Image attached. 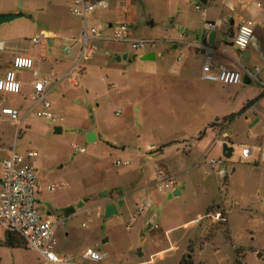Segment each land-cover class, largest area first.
I'll return each mask as SVG.
<instances>
[{"label": "rangeland", "instance_id": "374dc122", "mask_svg": "<svg viewBox=\"0 0 264 264\" xmlns=\"http://www.w3.org/2000/svg\"><path fill=\"white\" fill-rule=\"evenodd\" d=\"M261 2L264 4V0ZM18 3L30 18H19L0 26V41L8 47L0 53V61L6 65L13 54L45 58L56 76L61 77L60 74L74 64L78 43L71 45L69 53H64L65 44L60 40L52 51L44 43L40 47L28 43L40 28H45L42 21L61 0H0V13L14 12ZM195 5L209 10L207 19L215 20L216 16L224 17L228 13L226 0H209L206 5L199 0H178L179 10L175 9L173 20L167 21L172 23L170 29H165V21L159 19L156 29L150 30L143 17L139 32L152 34L159 40L158 46H162L165 34L179 36L177 23L181 25L183 20H188L203 24L205 20L194 10ZM217 9L223 13L217 15ZM257 11L252 20H259L262 10L257 8ZM65 15H69L68 11ZM233 17L235 30L238 19ZM229 28L227 23L219 28L216 45L228 48L248 70H258V79L264 83L261 24L254 27L257 46L248 59H243L236 48L227 45ZM104 45L102 48L95 45L97 55L80 64L48 95L51 112L61 117V122L51 123L30 113L22 121L20 134L16 135V125L8 118L0 120L1 149L15 145L17 154L24 156L28 151L37 154L31 163L42 187L36 194L40 213L74 207V213L68 217L59 212L50 217L56 234L57 256L79 255L86 247H93L105 256L106 264H179L180 256L190 250L194 264H264L261 151L255 150L251 160L243 163L237 160V150L230 159H223L222 134L207 128L211 117L188 123L179 115L155 114L157 110L180 111L176 109L179 105L173 104V94L159 91L175 83L179 72L173 73L171 67L179 66L180 51L144 62L138 57L131 59L141 51L134 52L128 45ZM124 54L128 55L127 60L121 58ZM30 75L27 72L21 78L30 82ZM71 78L76 79V85L70 82ZM205 86V102L212 104L213 97H220L224 114L237 113L247 102L253 101L255 104L246 109L252 123H245L243 118L238 120L232 128L233 140L246 146H258L264 141V97L260 98L263 89L257 82L220 86L214 92L211 89L214 84L205 83ZM24 98L0 93V104L21 108L22 117L31 104L29 98ZM56 126L61 128L58 134L54 133ZM198 129L206 130L212 143L207 159L221 160L222 166H216L215 170L223 167L228 179L218 178L202 159L205 150L195 146ZM89 133L94 134L95 141H87ZM73 146L84 149V153L73 150ZM118 160L128 161L129 166L116 168ZM161 164L174 176L173 188L182 191V195L168 199L171 191L157 192L156 175L162 170ZM47 186L56 189L47 191ZM145 197L151 200L152 207L144 217L136 212V207ZM117 201L123 202L122 207L117 208L116 214L105 217L106 205ZM217 205L227 212V223L213 220L214 212H222ZM209 208L211 215L207 216ZM146 217L152 218L151 228L145 224ZM83 224L87 227H82ZM155 225L158 229L153 228ZM4 233V227L0 226V264H40L39 255L25 246H4ZM92 237L98 241L95 247Z\"/></svg>", "mask_w": 264, "mask_h": 264}, {"label": "crops", "instance_id": "0c3cea01", "mask_svg": "<svg viewBox=\"0 0 264 264\" xmlns=\"http://www.w3.org/2000/svg\"><path fill=\"white\" fill-rule=\"evenodd\" d=\"M72 1L73 0H61V4L58 7L56 6L55 8H52L51 12L46 16V19H44L45 21H42V23H41V25L45 26V28H40L37 31V33L33 36V37H35L36 35H38L40 33H45L47 38L42 43H44V45L50 51H52V49L55 47L57 40H60L64 43V40H63L64 37L76 38L80 32L81 22L79 19L73 17L71 12H70V7H71ZM87 1L94 2V1H98V0H87ZM103 1H105L107 3V8L103 9V10H97L94 13H92L89 16L90 21L88 24L98 25V24L107 23L109 25H113V24H116L119 22H124L127 24L128 28H129L128 34L132 38L139 39V40L154 41L155 46L152 49L147 48V49L141 50V53L138 56L134 55L136 58L138 57L139 60H140V57H144V56L151 55V54H154L153 60H155L159 57L160 58L165 57L166 54L173 55L175 52L177 53V51L181 52V54H180L181 57L177 58V60L179 61V63H178L179 66L175 67L173 65L171 67L173 73L179 72L178 76L176 77L175 83H172V84L168 85L167 87H162V88H160L161 90H159L163 93L165 92V94L167 92L169 94H173L172 95L173 98L171 96V98L173 100V104L179 105L176 107V109H179L180 111H178V110L173 111L172 110L169 113L168 111L164 112L162 110L161 111L157 110L155 114H157V115H168L169 114L173 117L176 115H179L182 118L186 119V121L188 123H196L199 119L211 117L212 120H210L208 122L207 128H209L212 131H216L219 134L221 133L222 137L224 139L223 140L224 143H226L230 147L234 146L236 148L239 146H246L244 144H236V142L233 140L232 128H233L234 124L238 120H240L241 118H243L245 123H252V120L248 116H246V113H247L246 109L248 107H252V105H254L255 103L253 102V103L247 105L249 102H251V101H249L246 103L247 106L245 105L243 108H241V110L239 112H237V113L231 112V113H225V114L221 112V107H220L221 103L219 102L221 99L220 97L215 96L216 99H215V97H213L212 104L206 103L205 102V88H206L205 83L214 84V86H211V89L213 90V92L215 90H217L218 88H220V86H221V88L235 87V86H224L221 84L209 83V82L202 80V67H203V64L205 61L206 52L204 50L200 49L199 47L205 46V45L211 46L212 51L210 52V55L217 65H222L223 67H225L227 69H238V70H241L242 72H243V69L248 70L247 66L245 64L238 62L232 56V54H230L231 52L229 51L228 48H220L216 45L217 33L219 31V28L221 26H223V23H227L230 26V28H229L230 43L227 45L229 47L236 48L232 44V37H233V35L237 29V26H238L240 20H242V19L250 20V21L254 22L255 26L257 24H261V29L264 31V6H263L264 4L261 2L262 0H226V6H227L228 13H226V15L224 17L216 16L217 18L215 20L212 18L207 19V15H209V13H210L208 9L206 10V9L201 8V10L203 12H199V11L195 10V6H196L195 5L194 10L196 12L200 13L201 17L205 20L203 22V24L196 25V24H194L188 20L187 21L183 20L181 22V25L179 23H177L176 27L180 31L179 36L176 38V36H174L171 33L165 34L164 36H166V38L164 40H162L163 41V44H161L162 46H158L157 42L159 40H157V38H153L152 34L143 35L139 32L140 22L142 21V19L144 17L147 25L150 27V30H155L157 25H158L159 19H161V20L165 21L164 22L165 23L164 28L170 29L172 27V23L167 22V21L173 20L172 12L175 9H177V11L179 10V8L177 6L178 0H126V2H124L123 0H103ZM208 3H209V0H206V3L203 5H206ZM213 3H215V2H213ZM213 3H212V5H213ZM257 4H260V7H258ZM176 6H177V8H175ZM257 8L262 10V12H260V15H259L260 18H259V20H252V17L257 16V14H258L257 12H259V11H257ZM17 11L18 10L16 8L14 10V12H17ZM66 11H68V13H69V15H67V16L65 15ZM139 11H140V13H139ZM219 13L221 15L223 13V10L217 9V15H219ZM161 14H162V17H160ZM202 14H204V15H202ZM233 15H235L238 19V23H237L235 30H233V28H232L233 25L235 24V20H234ZM26 17L30 18L29 16H26ZM97 20H99V21H97ZM217 21H219V26L216 30L207 31L205 29L204 24L206 22L207 23H214ZM0 42H3V41H0ZM42 43H41V45H42ZM74 44H76V43H74ZM4 45L7 47V45L5 43H4ZM95 45H96V48L97 47L102 48V46L105 47V45L103 43H96ZM256 46H257L256 45V39L254 37L252 42L250 43V45L247 47L246 50L239 51L237 48L236 49L239 52V55L243 59H248L251 56V51L253 49H255ZM6 50H8V47L6 49H4V51H6ZM78 50H79V47H78ZM63 51H64V49H63ZM97 52L98 51L95 50V53L93 56L97 55ZM77 54H78V51H77ZM15 56L27 57V58L32 59L33 60V70H36L41 77L49 76L51 73H53V75L55 77L60 78V77L56 76V74L53 72V68L50 65V62L47 61V59H45V58L44 59H34V58L29 57L25 54H13L11 59H9V61L6 63L7 66L2 61H0V77L3 76L5 71L10 69L11 62ZM76 59H77V55H76V58L74 59L75 62H76ZM127 59H128V57H127ZM153 60H147L144 62H150ZM140 61H142V60H140ZM53 62L57 63L56 60H54ZM75 62H74V64H75ZM60 64L62 65V63H60ZM74 64H72V66L70 67L71 69L74 66ZM4 65L6 68L4 70H2L1 67ZM68 70L65 71L64 73L60 74V75L63 76L64 74L68 73L70 71V70L69 71ZM248 71L254 72V71H256V69L254 71H251V70H248ZM27 72H29V74H31L30 70H25V69L16 70V76L22 84V88H21L22 92L18 96H21L23 98L24 97L29 98V100L31 102L30 106L27 107L26 110H24L25 112H23V115L21 117L23 119L28 114L32 113L30 111V109L32 107V101L30 99V96L32 94V87H31L32 78H31L30 82H24L21 78L22 75L26 74ZM71 72L72 71L69 72V75H67V77L60 79V81L57 82L53 88H55L63 79L69 78ZM242 74H243V77L246 76L244 74V72ZM246 77L249 80V82L246 84L253 82L252 80H250V78L248 76H246ZM73 81H75V83H73ZM70 82L74 85L77 84V81L75 78H71ZM242 83H243V80H242ZM257 83L260 85L259 82H257ZM261 83H263V82H261ZM243 84H245V83H243ZM261 88L263 90L261 91L260 98L264 97V87L261 86ZM25 98H24V100H25ZM0 106L6 107L2 104H0ZM8 108H10V107H8ZM172 108H173V106H172ZM11 109H14V108H11ZM16 110L18 111V113L20 115L21 114V108L16 109ZM50 112H51V105H50ZM238 113H240V114L237 117L231 119V122H228V121L225 122L224 121V119L232 117L233 115L238 114ZM52 114L57 118L56 121L53 123H57V122L62 121L61 117H59L58 115H55L54 113H52ZM117 114L118 113L116 112V115ZM4 118L9 119L8 116H0V120H3ZM23 119H22V121H23ZM22 121H21V130H22ZM12 124L15 126V124L13 122H12ZM211 125H214V127H211ZM227 127H229L230 130H228ZM200 132H203V134L201 136H199ZM196 133H197V137H196V141H195V146L197 149L205 150V153L202 155V159L205 161L206 165H208L206 162V160H208L207 159V152L211 149L212 143L210 142V139L208 138V136L206 134V130L201 131L200 129H198L196 131ZM19 134L16 133V135H19ZM236 138H237V136H236ZM226 139H227V141H226ZM216 141L217 142L219 141L218 136H216ZM263 143H264V141L262 143H260L258 146H247V147H250L253 149L252 156H253V153L255 150L261 151ZM188 145L190 146V148H192L190 142L188 143ZM11 147L9 149H1L0 148V162H2V160H4L7 157V154L9 152V150L11 149ZM15 152H16V150H15ZM1 153H3V154H1ZM252 156L248 160H251ZM262 159L264 160L263 157H262ZM116 162H120V163L127 162L128 164L117 166ZM116 162H115V167L119 168V169L126 168L127 166H129L128 161L118 160ZM209 167L211 168V170L215 174V171H216L215 167L216 166L215 167L209 166ZM161 168H162V171H165V173H167L168 175H170L174 179V176H172L170 174V172H169V170L165 164H161ZM1 176H2V167L0 169V178H1ZM227 179H228V177H227ZM174 185H175V179H174ZM223 185H225V181H224ZM61 187H62V185H61ZM55 189H56V187H55ZM41 191H42V187H41ZM175 191H178V195H182V191H180L177 188H172L171 192L173 193ZM172 193L168 194V196H167L168 199H169V196H170V198L175 197L172 195ZM178 195H176V196H178ZM145 198H147V197H145ZM118 202L119 201H117V203ZM117 203L114 204V202H110L107 205L113 204L116 206V210H117V208L122 207V205H121V207H118ZM122 204H123V202H122ZM216 208L220 209L222 212L217 211V212H214L213 215H215L216 213H220L225 218V221L219 222V221H215L214 219L213 220L215 222H219V223H227V219H226L227 212L225 211L224 207L221 208L220 206L217 205ZM210 209L211 208H209L206 211L207 216L211 215L209 212ZM55 212H59V210L58 211L57 210L45 211L44 214H42V215L50 219L52 214ZM48 213H50L49 216H47ZM147 215L148 214L144 215V217ZM148 219L152 220L151 217H146L145 218V224L149 228H151L152 225L150 226L147 223ZM82 227L86 228L87 224H83ZM154 229H158V226H157V228H154ZM91 240H92L91 242L95 243V245H94V247H95L98 244L97 243L98 241L93 240V237L91 238ZM182 256H180L179 261L182 258ZM87 263L96 264V263H93L90 261H87L84 264H87ZM104 263H105V256H104Z\"/></svg>", "mask_w": 264, "mask_h": 264}, {"label": "built area", "instance_id": "2783aa9c", "mask_svg": "<svg viewBox=\"0 0 264 264\" xmlns=\"http://www.w3.org/2000/svg\"><path fill=\"white\" fill-rule=\"evenodd\" d=\"M126 2V0H123ZM260 7V4H257ZM107 8V3L103 0L89 2L87 0H73L71 2L70 12L73 17L81 22L80 32L76 38L64 37V52L71 51V45L78 43L77 59L70 71L78 68L80 64L88 62L95 53L96 43H116L120 45H128L134 52L144 49H152L155 46L154 41L139 40L132 38L128 34V26L124 22L113 25L107 23L90 25L87 17L96 10ZM195 10L203 12L199 5L195 6ZM204 15V14H202ZM219 21L214 23H205L204 27L207 31H214L218 28ZM254 22L242 19L232 37V44L239 50L244 51L250 45L254 38ZM45 33H40L28 40L32 47H40L41 43L46 40ZM7 47L0 42V52ZM200 49L206 52L205 61L202 67V80L209 83H217L224 86H237L242 83L243 72L250 80L259 82L262 87L264 84L258 80V71L250 72L243 69H227L222 65H217L212 59L210 52L211 46H200ZM31 71V87L32 94L30 99L32 107L30 111L38 118L50 121H56V117L50 112V102L47 99L49 93L60 79L67 77L69 72L57 78L51 73L49 76L41 77L36 70H33V60L27 57L15 56L11 62V67L3 76L0 77V93L1 94H21L22 84L16 76V70ZM75 83V81H73ZM0 116H8L16 125V133L21 131V121L16 109L0 106ZM73 150L84 153V149L77 146L72 147ZM233 152L237 150V160L239 163L247 161L251 156L253 149L247 146L232 147ZM261 154L264 158V143L261 148ZM37 157L33 151H28L24 156L15 152V145L9 150L7 157L2 160V176L0 178V226L5 231H9L19 236L25 248L35 251L40 257V264H84L87 261L96 264H105L104 256L93 247H86L79 255H64L58 257L56 254V234L52 227V221L43 216L36 207V194L41 191L32 165V160ZM207 164L211 167L222 166L221 160L208 159ZM127 162H116L117 166L127 165ZM220 179L227 177L226 171L220 167L215 171ZM155 187L157 192L164 193L171 191L174 187V179L159 170L156 175ZM54 186H47V191H53ZM151 200L143 198L136 207V212L140 216L146 215L151 209ZM215 221L224 222L225 218L216 213L212 216ZM147 223L151 226L152 220L148 219ZM154 228H157L155 225Z\"/></svg>", "mask_w": 264, "mask_h": 264}, {"label": "water", "instance_id": "95a60500", "mask_svg": "<svg viewBox=\"0 0 264 264\" xmlns=\"http://www.w3.org/2000/svg\"><path fill=\"white\" fill-rule=\"evenodd\" d=\"M202 4H205L206 3V0H199ZM21 3H18L17 5V12H10V13H0V26L3 25V24H7V23H10L16 19H19V18H26V15L21 11ZM128 57L127 54H124L122 55V59L123 60H126ZM136 57L135 56H132L131 59L134 60ZM154 59V54H151V55H147V56H144V57H140V60L142 61H147V60H153ZM249 80L247 79L246 76L243 77V83H248ZM61 132V129L59 127H55L54 128V133L55 134H58ZM87 141L88 142H93L95 141V137H94V134L93 133H89L87 135ZM232 152H233V149L232 147H230L229 145H227L226 143H224L222 145V157L224 159H230L231 156H232ZM173 196H176L178 195V191H175L172 193ZM105 196H107V193H105ZM170 198V196H169ZM122 205V202L119 201L117 203V206L118 207H121ZM59 212L61 214H63L65 217H68L69 215H71L72 213H74V207H67V208H63V209H59ZM117 213V210H116V206L113 205V204H109L105 207V217H109L113 214H116ZM50 213L47 214V216H49Z\"/></svg>", "mask_w": 264, "mask_h": 264}, {"label": "trees", "instance_id": "16d2710c", "mask_svg": "<svg viewBox=\"0 0 264 264\" xmlns=\"http://www.w3.org/2000/svg\"><path fill=\"white\" fill-rule=\"evenodd\" d=\"M253 103V101L249 102L247 105ZM246 105V106H247ZM240 113L233 115L232 117H229L227 119H224L225 122H231V119L237 117ZM203 132L199 133V136H201ZM3 245L8 248H18L20 246H24L22 239L13 234L9 231H5L4 233V239H3ZM188 254L183 255L182 258L179 261V264H194L192 259V252L190 250L187 251ZM258 258H261L259 254H257Z\"/></svg>", "mask_w": 264, "mask_h": 264}]
</instances>
